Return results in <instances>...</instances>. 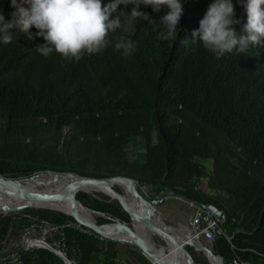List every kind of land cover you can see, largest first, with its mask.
<instances>
[{
    "label": "trees",
    "instance_id": "trees-1",
    "mask_svg": "<svg viewBox=\"0 0 264 264\" xmlns=\"http://www.w3.org/2000/svg\"><path fill=\"white\" fill-rule=\"evenodd\" d=\"M212 2L181 0L176 39L162 38L159 16L166 9L156 13L141 5L139 10L155 23L139 18L134 26L125 22L110 33L106 49L80 61L56 52L45 57L36 51L42 37L29 41L18 31L11 43L0 42V175L125 176L140 186L213 203L224 210L232 235L231 241L218 237L214 251L226 264L237 256L261 264L264 44L217 58L202 42L191 43L192 31ZM233 5L241 23L232 27L240 34L246 12L238 0ZM119 8L130 13L132 5ZM0 10L10 18V0H0ZM121 37L135 44L130 57L114 47ZM184 39L189 43L181 44ZM136 138L143 140L145 152L131 158L128 146ZM206 160L212 161L210 172ZM204 177L216 196L197 188L196 180ZM85 195L78 198L87 206L129 220L120 205ZM35 220L61 227L67 255L76 264H97L100 236L49 209L0 213V247L12 229L17 235ZM21 260L67 264L45 248L27 249Z\"/></svg>",
    "mask_w": 264,
    "mask_h": 264
},
{
    "label": "clouds",
    "instance_id": "clouds-1",
    "mask_svg": "<svg viewBox=\"0 0 264 264\" xmlns=\"http://www.w3.org/2000/svg\"><path fill=\"white\" fill-rule=\"evenodd\" d=\"M246 12V23L237 33L233 0H213L209 4L199 27L191 34L190 42H202L217 58L226 53H246L249 46L259 48L264 44V0H238ZM120 5H132L125 12ZM141 5H150L153 12L161 13L160 24L165 32L163 39H176L177 26L182 15L181 0H10V18L0 10V42L9 44L14 33L19 32L29 41L42 37L44 43L36 51L45 57L53 52L65 59L80 61L85 55L98 54L110 44V33L124 26H134L137 18L155 23ZM37 31L33 32L31 29ZM188 44L189 39L180 41ZM124 57H130L135 44L121 37L114 45Z\"/></svg>",
    "mask_w": 264,
    "mask_h": 264
},
{
    "label": "water",
    "instance_id": "water-1",
    "mask_svg": "<svg viewBox=\"0 0 264 264\" xmlns=\"http://www.w3.org/2000/svg\"><path fill=\"white\" fill-rule=\"evenodd\" d=\"M50 173V172H43ZM38 174H34L35 176ZM55 176H70L74 178V180L67 185L62 191L59 192H42V191H31L25 188L22 185V182L31 178L32 176L20 177V178H8L0 175V185L10 186L17 190L27 201L29 202H62L68 201L72 210L70 213L64 212L60 209L49 208V207H38V208H47L50 210H57L67 215L71 216L80 226L86 227L94 231L101 237H105L112 240H117L120 242H127L136 247H138L142 253L155 262V264H182V259L187 264H197L195 263L193 257L186 249V246H192L196 250L203 251L206 255L212 258V262L210 264H225L224 258L218 254H216L212 248L208 247L199 239L195 238L191 234H186L184 232H180L177 227L166 225L164 222L159 224L155 219V211H157L156 205L150 203L138 190L136 186L135 179L131 177L125 176H112L106 178H95V177H87L81 176L72 172H55ZM125 180L130 181L132 184V192L139 199L144 202H147L148 211L146 215H142L140 212L135 210L127 201L125 196L117 190L114 185L116 183H122ZM84 187H99L103 189L104 192H101L111 198V200L116 201L122 210L128 214L130 218V222L125 220H121L118 217H115L111 213L101 212L95 209H87L90 214L98 215L109 222L98 224L96 220L93 218L87 219L84 217L79 207H83L78 199V194L83 191ZM9 192H11L9 190ZM8 192V193H9ZM26 207H33L31 205H7L0 206V213H11L18 212L20 210L25 209ZM85 208V207H84ZM134 221H138L145 226V228L153 233L152 235H156L160 237L162 240H170L173 244V251L165 250L158 251L152 245L151 241H149L146 237H144L139 231L136 230L134 226ZM120 235H124L120 236ZM45 247L49 250L56 253L60 256L67 264H73L71 260H69L63 252L53 249L52 247L45 244Z\"/></svg>",
    "mask_w": 264,
    "mask_h": 264
},
{
    "label": "rangeland",
    "instance_id": "rangeland-1",
    "mask_svg": "<svg viewBox=\"0 0 264 264\" xmlns=\"http://www.w3.org/2000/svg\"><path fill=\"white\" fill-rule=\"evenodd\" d=\"M144 152H145V146L141 138H136L132 140V142H130L128 146L129 157L138 158V157H141V155ZM203 162L206 166L207 172H210L212 169V161L206 160ZM47 174H51V173H47ZM207 180L208 179L205 177L197 179L196 180L197 188H199L202 192L206 194L216 196L217 193H215V191H212L209 188ZM135 182H136V186L138 190L142 193V195L150 203L156 205V207L159 208L161 215L164 216L163 221L166 225L174 226V227H179L183 225V226H188L190 229L189 223L191 219H193V216L195 215V208L192 206L191 202H198V201L190 200L183 196H179L173 191L172 193L175 195V197L168 199V200H156L155 199L156 194L166 192L170 189L157 190L156 188L150 187V186H140L137 180H135ZM117 190H119V188ZM119 191L122 193V190H119ZM82 193L86 194L84 198L88 196L90 198H96L101 201L113 202V203L118 204L116 201L111 200L109 196L103 193H97V194L95 193L94 195L89 194L87 192H82ZM79 201L83 207L87 209H94L84 204L82 200L79 199ZM26 209H47V208L26 207L25 209L20 210L18 212L24 211ZM54 211H57V210H54ZM101 212H104V211H101ZM14 213L16 212L5 213V214H14ZM93 216L98 224L109 222L108 220H106L105 218L101 216H98V215H93ZM98 217L103 218L104 221L99 223L97 220ZM120 219L124 220L122 218ZM125 221L130 222V218L129 220H125ZM70 224L73 225V223H69V225ZM76 226H80V225L77 223ZM86 229H88L89 231H92L89 228H86ZM14 231H18V230L12 229V232L10 231V233L7 235L5 240L1 242V247H0L1 248L0 249L1 263L4 259H7V257L10 254H12L13 258H15L16 256L20 257L22 255V252L27 249H33V248L48 249L45 247V244H47L53 249L63 252L64 255L73 262V264H76L74 259L70 258L67 255L66 242H65L64 236L61 237L63 234L61 232L60 226L53 225L44 220H40V221L35 220L30 226L26 227L21 233H17L16 235V234H13ZM217 238L214 241L202 240V239H199V240L202 241L204 244H206L208 247L212 248L214 251V243L217 240ZM100 239H101V242L98 245V257H100V259H95L96 260L95 263L97 264H101L103 261H106L107 264H124L125 261L129 258H135L139 260V262L135 261L136 264H155V262L147 258L138 247L130 243L120 242L117 240H112V239H108V238L101 237V236H100ZM160 240H161L160 238L155 236V242L157 244L159 245L164 244V242ZM30 245H34V246H30ZM186 249L189 251V253L193 257L195 263L210 264L207 255H205L203 251L196 250L192 246H186ZM260 262L261 264H264V259H262ZM230 263L234 264V260L228 262V264ZM250 264H253V263L250 262ZM257 264H260V263H257Z\"/></svg>",
    "mask_w": 264,
    "mask_h": 264
},
{
    "label": "bare ground",
    "instance_id": "bare-ground-1",
    "mask_svg": "<svg viewBox=\"0 0 264 264\" xmlns=\"http://www.w3.org/2000/svg\"><path fill=\"white\" fill-rule=\"evenodd\" d=\"M51 174L47 173H37L38 175L32 176L31 178L22 182V185L31 190V191H42V192H59L62 191L64 188L67 187L73 180V176H55V172H50ZM115 188H119L122 190V194L127 199L128 203L142 215H146L148 211V204L142 200H139L132 192V184L130 181L125 180L122 183H116L114 185ZM9 190L11 192H9ZM84 192L94 195L95 193L104 192L103 189L99 187H84ZM95 191V192H94ZM9 192V193H8ZM31 205L33 207H49V208H56L60 209L64 212L70 213L72 210V206L68 201L62 202H29L27 201L17 190L10 186L0 185V206H7V205ZM155 211L154 219L159 223L162 224L164 221V216L161 215L159 208ZM81 214L86 217L87 219L93 218L90 214L89 210L84 207H79ZM134 226L137 231H139L144 237H146L149 241H151L152 245L158 251L165 250L167 253L168 251H173L174 247L170 240H162L160 237L156 235H152L153 233L149 232L143 224L138 221H134ZM180 232H184L186 234H190V229L188 226H179L177 227ZM123 236L124 235H120ZM155 236L160 238L164 244H157L155 242ZM157 240V239H156ZM160 240V241H161ZM206 255V254H205ZM210 261L212 262V258L207 255ZM182 264H187L184 259H182Z\"/></svg>",
    "mask_w": 264,
    "mask_h": 264
},
{
    "label": "built area",
    "instance_id": "built-area-1",
    "mask_svg": "<svg viewBox=\"0 0 264 264\" xmlns=\"http://www.w3.org/2000/svg\"><path fill=\"white\" fill-rule=\"evenodd\" d=\"M175 197L172 190L155 195L156 200H168ZM195 208V215L191 219L190 234L195 238L214 241L217 237H225L231 241L232 235L226 227V216L223 209L213 203L191 202ZM35 245V244H34ZM30 245V246H34ZM234 264H250L249 261L242 260L239 256L235 257ZM135 258H129L124 264H136ZM23 264L21 256L13 258L10 254L1 264ZM231 264V263H230Z\"/></svg>",
    "mask_w": 264,
    "mask_h": 264
}]
</instances>
